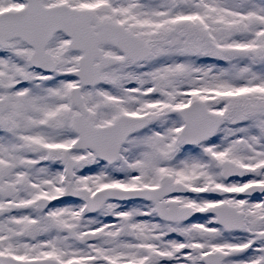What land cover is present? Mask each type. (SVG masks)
Returning a JSON list of instances; mask_svg holds the SVG:
<instances>
[{"label":"snow or ice","instance_id":"6c2138e0","mask_svg":"<svg viewBox=\"0 0 264 264\" xmlns=\"http://www.w3.org/2000/svg\"><path fill=\"white\" fill-rule=\"evenodd\" d=\"M0 264H264V0H0Z\"/></svg>","mask_w":264,"mask_h":264}]
</instances>
